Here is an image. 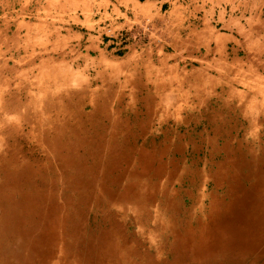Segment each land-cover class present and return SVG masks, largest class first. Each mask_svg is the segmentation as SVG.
<instances>
[{"label": "bare ground", "instance_id": "bare-ground-1", "mask_svg": "<svg viewBox=\"0 0 264 264\" xmlns=\"http://www.w3.org/2000/svg\"><path fill=\"white\" fill-rule=\"evenodd\" d=\"M70 112L43 131V155L30 163L0 159V264H264V174H256L254 163L242 164L230 152L201 170L148 152L133 170L130 154L115 149L111 121ZM228 169L235 171L227 175ZM244 177L260 182L243 188ZM170 183L182 187L173 193ZM209 184L215 201L204 208L203 193L193 191ZM219 187H225L222 195ZM130 199L142 222L154 202L169 214L171 258L165 263L131 245L129 232L117 224L114 204Z\"/></svg>", "mask_w": 264, "mask_h": 264}, {"label": "rangeland", "instance_id": "rangeland-1", "mask_svg": "<svg viewBox=\"0 0 264 264\" xmlns=\"http://www.w3.org/2000/svg\"><path fill=\"white\" fill-rule=\"evenodd\" d=\"M93 2L0 0V159L14 157L30 163L43 155V131L72 117L70 111L76 109H81V119L95 114L98 120L115 125L108 129L109 134L115 138L117 151L130 154L133 170L141 169L138 159L148 152L162 160L182 158L192 168L202 166L205 158L213 163L226 158L225 153L219 152H213L210 157L207 152L210 147L205 142L179 136L181 131L172 123L152 122L147 126L132 121L134 107L125 106L124 99L114 90V83L125 80L123 73L116 74L123 63L111 57L115 54L109 48L102 51V45L98 46L101 38L105 39L104 43L112 39L111 33L93 32L88 22ZM137 108L139 111L140 107ZM141 133L146 135V143L140 152H135L132 136ZM210 140H215L218 146L227 143L233 150V158L239 156L242 164L252 162L258 170L264 165L263 138ZM164 182L162 178L159 185ZM240 184L243 188L250 185L243 179ZM179 185L170 183L168 187L176 193ZM136 186L142 190L143 180H137ZM212 187V184L207 188L197 185L193 191L197 195L203 193L204 208L215 201L211 197ZM217 190L216 194L222 195L225 187ZM57 201L61 204L63 198ZM183 202L188 203L187 199ZM133 204L131 199L114 204L117 224L129 232L131 245L140 247L155 263H165L171 258V233L166 226L169 214L164 206L154 202L148 205L149 221L142 222Z\"/></svg>", "mask_w": 264, "mask_h": 264}, {"label": "crops", "instance_id": "crops-1", "mask_svg": "<svg viewBox=\"0 0 264 264\" xmlns=\"http://www.w3.org/2000/svg\"><path fill=\"white\" fill-rule=\"evenodd\" d=\"M90 12L92 31L111 33L98 46L123 63L114 90L132 121L172 123L208 154L233 152L211 138L264 139V0H94ZM146 138L132 136L135 152Z\"/></svg>", "mask_w": 264, "mask_h": 264}, {"label": "trees", "instance_id": "trees-1", "mask_svg": "<svg viewBox=\"0 0 264 264\" xmlns=\"http://www.w3.org/2000/svg\"><path fill=\"white\" fill-rule=\"evenodd\" d=\"M139 1H144V0H139Z\"/></svg>", "mask_w": 264, "mask_h": 264}]
</instances>
